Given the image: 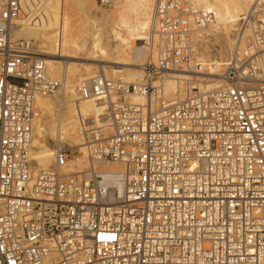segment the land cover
Returning <instances> with one entry per match:
<instances>
[{
    "label": "built area",
    "instance_id": "1",
    "mask_svg": "<svg viewBox=\"0 0 264 264\" xmlns=\"http://www.w3.org/2000/svg\"><path fill=\"white\" fill-rule=\"evenodd\" d=\"M25 6L0 0V264H264V1L239 16L222 72L208 74L220 83L167 100L153 79L192 59L214 15L156 0L144 81L97 74L78 87L105 104L109 129L84 132L88 166L69 174L64 146L47 168L30 158L36 97L61 83L9 37Z\"/></svg>",
    "mask_w": 264,
    "mask_h": 264
},
{
    "label": "bare ground",
    "instance_id": "2",
    "mask_svg": "<svg viewBox=\"0 0 264 264\" xmlns=\"http://www.w3.org/2000/svg\"><path fill=\"white\" fill-rule=\"evenodd\" d=\"M256 1L191 0L196 7L213 13L214 22L210 26H216L217 33L222 38H215L214 43L210 45L207 44V39L206 41L202 39L206 43L204 45L198 40L194 48L192 35V59L179 71L169 72L160 78L153 79V86L159 89L164 99H182L185 95L184 84L186 88L190 87V93H192L194 90L213 89L220 83L218 77L212 78L208 74L222 72L227 60L226 48L232 47L228 34L239 19V15L243 13H238L239 8L242 7L246 12ZM113 4L114 9L111 15L101 14V18H94L92 12L96 6V0H26V6L23 8L24 15L15 20L10 28V38L13 31L29 30L40 43L35 53L42 55L40 59L44 63L46 74L61 79L59 91L52 95L37 96L35 100L38 111L32 126L30 152L35 168H47L53 161L54 148L59 146L58 142L62 141L73 150V160L67 161L63 172L69 174L84 170L88 166L84 132L100 127L109 129L105 104L93 99L81 98L77 91L81 82L97 74H94L90 65L82 69L73 62L69 63L70 60L109 62L115 66L105 69V66L101 65L100 74L119 77L120 80L128 83L144 81L142 70L139 68L141 60L155 55L153 0H114ZM64 7L74 15L76 14L68 22L58 19L56 15ZM128 7L132 9L130 12L133 11L132 14L128 13L131 14L128 15L129 19L126 18L125 13L128 12ZM48 17L51 18L46 21ZM125 19L127 20L124 21ZM116 20L123 21L126 30L120 28ZM98 29L102 30L103 40L95 43L91 33ZM200 30L196 29L194 33L197 34ZM15 39L28 41L23 37ZM138 59L140 63H137ZM129 66L138 67V69ZM195 68L196 74L191 72ZM123 69L136 72L135 78L122 77ZM138 72H141L142 76H139ZM131 100L140 102L143 99L133 96ZM56 103L58 108H55ZM48 138L56 142L54 148L49 146ZM101 168L112 172H122V167L116 163H105Z\"/></svg>",
    "mask_w": 264,
    "mask_h": 264
},
{
    "label": "rangeland",
    "instance_id": "3",
    "mask_svg": "<svg viewBox=\"0 0 264 264\" xmlns=\"http://www.w3.org/2000/svg\"><path fill=\"white\" fill-rule=\"evenodd\" d=\"M190 2H191V0H189ZM155 2H156V0H153V5H152V7L154 8V4H155ZM114 0H111V2L110 3H108L107 5H101L100 4V1L99 0H96V6H95V8H94V10H93V12H92V15L94 14V18H101L102 16H101V14H104V15H111L112 14V12H113V9H114ZM132 7V6H131ZM130 7H128V12L126 11L125 13H126V18H128L129 19V17H128V15L130 16L131 14H132V12H130L132 9H129ZM153 11V10H152ZM243 12V13H242ZM23 13H24V10H23ZM128 13H131V14H128ZM238 13L240 14V13H242V14H244L245 12H244V9L242 8V7H240L239 8V11H238ZM242 14H240V15H242ZM56 15L58 16V19L60 18V19H62L63 21H66V22H68V21H70L71 19H73V17H75L76 16V14L74 15L71 11H69L68 10V8H62V10H60V11H58V13H56ZM239 15V16H240ZM51 17H48L47 19H46V21H49V19H50ZM127 19H125L124 21H126ZM117 21V23L119 24V26H120V28H122L123 30H126V28H125V25H124V22L122 21V22H120L119 20H116ZM238 21V20H237ZM237 21L235 22V24H234V26H233V28L231 29V31H230V33L228 34V36L230 37V42H231V46H232V44H233V32H234V30H235V27H236V24H237ZM216 28V29H215ZM30 30H31V28H29ZM208 30V31H207ZM217 31H218V28L216 27V26H209V27H207V28H202L200 31H198L197 32V34H196V32L193 34V46H194V48L197 46V43L196 42H198V40H199V42H201V43H203V45L204 44H206L205 42H203V40L202 39H204L205 41H206V39H207V44H212V43H214V39L215 38H217V39H221L222 38V36H220V34L219 33H217ZM91 38H92V40L95 42V43H100L102 40H103V35H102V30L101 29H98V30H93L92 31V33H91ZM197 36H199V37H197ZM18 37H23V38H27V40L29 41V42H31L32 43V46H33V48H34V52H37L36 50H37V46L40 44L39 43V41L37 40V39H35L32 35H31V33H30V31L29 30H19V31H13V33H12V38H11V40L12 41H16V39L15 38H18ZM21 40H26V39H21ZM101 40V41H100ZM156 41H157V37H156V39H155V44H157L156 43ZM141 43V42H140ZM141 45V44H140ZM202 45V46H203ZM201 46V47H202ZM231 48L232 47H230V48H226V56H225V58H227L228 57V55H229V52H230V50H231ZM146 50V52H147V49H145ZM37 55H38V57H42V55H40V54H38V53H36ZM145 59H142L141 60V62L142 63H140V59H138L139 60V62H137V63H140L141 65L145 62V61H147L148 59H149V57H144ZM65 62L67 61V60H64ZM70 62H73V63H75L77 66H78V68H84V66H86V65H90L92 68H93V70H94V74H100L102 71H101V65H104L105 66V69H108V67L109 66H115L114 64H112V63H109V62H99V61H87V60H70L69 61V63ZM88 63V64H87ZM80 65V66H79ZM117 66V65H116ZM130 68H132V67H134V66H129ZM134 68H137L138 69V67H134ZM139 68H141V67H139ZM138 73H140V75L139 76H142V74H141V72H138ZM48 74V73H47ZM93 74V75H94ZM135 74H136V72H134V71H132V70H130V69H128V70H126V69H123V73H122V77H129V78H135ZM138 76V77H139ZM204 76H206V75H204ZM49 77L50 78H52V79H55V80H58V81H61V79L59 80V79H57V78H55L54 76H51V75H49ZM106 77H108V78H114V79H119V77H114V76H112V75H109V74H107V76ZM182 86V85H181ZM184 87H183V89H184V92H185V89H186V85L184 84L183 85ZM77 91H78V89H77ZM185 94V93H184ZM79 95V94H78ZM183 96H185V95H183ZM183 98V97H182ZM50 99L51 100H54L53 98H51L50 97ZM165 99H167V98H165ZM168 100V99H167ZM36 107H37V109H38V106L36 105ZM55 108H58V103H56L55 104ZM64 109V108H63ZM48 144H49V146L50 147H52V148H54V146H55V144H56V142L53 140V139H51V138H48ZM58 144L60 145V146H64V147H66L67 149H68V157H67V161H72L73 160V150L72 149H70L69 147V145H67V143H63L62 141H61V143L60 142H58ZM69 158V159H68ZM86 161H87V153H86ZM87 163V162H86ZM52 163H50V165H51ZM34 165V164H33ZM49 165V166H50ZM86 168H87V166H86Z\"/></svg>",
    "mask_w": 264,
    "mask_h": 264
}]
</instances>
